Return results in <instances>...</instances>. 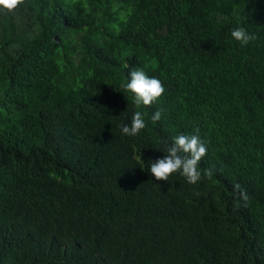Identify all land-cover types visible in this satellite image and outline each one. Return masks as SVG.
<instances>
[{
	"label": "trees",
	"instance_id": "16d2710c",
	"mask_svg": "<svg viewBox=\"0 0 264 264\" xmlns=\"http://www.w3.org/2000/svg\"><path fill=\"white\" fill-rule=\"evenodd\" d=\"M135 67L154 104L121 88ZM194 128L200 180L152 176ZM0 264H264V0L0 7Z\"/></svg>",
	"mask_w": 264,
	"mask_h": 264
},
{
	"label": "clouds",
	"instance_id": "9594fccd",
	"mask_svg": "<svg viewBox=\"0 0 264 264\" xmlns=\"http://www.w3.org/2000/svg\"><path fill=\"white\" fill-rule=\"evenodd\" d=\"M19 0H0V7L12 10ZM231 37L240 44H247L255 39V34L248 32L243 26H237L231 30ZM127 67V65H126ZM127 82L121 84V88L132 94V103L139 108L141 105L154 104L164 92L162 81L156 76H150L141 67L129 69ZM161 117V109L153 111L150 119L155 122ZM146 126L145 114L142 111H134L130 120L120 126L121 133L126 136H135ZM165 154L162 157L150 161L148 171L158 180H168L170 174L178 173L190 184H195L201 178V169L198 167L201 158L207 151V143L201 137L199 128H194L189 133H179L171 138V142L162 148ZM138 164L141 168L143 162L140 158ZM205 175L211 176V170H206ZM239 188V185H236ZM242 199H247L241 190Z\"/></svg>",
	"mask_w": 264,
	"mask_h": 264
}]
</instances>
